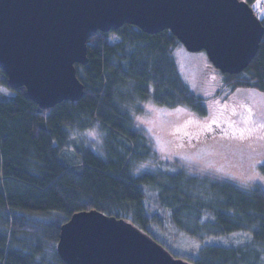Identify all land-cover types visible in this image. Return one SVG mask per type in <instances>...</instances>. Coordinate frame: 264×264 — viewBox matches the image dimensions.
Here are the masks:
<instances>
[{"label":"trees","instance_id":"trees-1","mask_svg":"<svg viewBox=\"0 0 264 264\" xmlns=\"http://www.w3.org/2000/svg\"><path fill=\"white\" fill-rule=\"evenodd\" d=\"M243 1L253 8L257 2ZM259 19L264 26V16ZM179 46L167 30L148 34L125 24L99 31L88 42L87 63L76 64L85 95L48 110L24 87L13 89L0 69V264H66L57 251L61 228L90 210L130 221L193 264H264V188L192 175L176 161L157 160L135 127L133 115L148 98L208 114L205 97L180 77L172 57ZM209 68L200 87H210L215 70L216 96L223 89L264 93V36L242 72ZM95 128L100 142L87 144L84 134ZM152 159L157 167L136 173ZM236 236L246 241L228 240Z\"/></svg>","mask_w":264,"mask_h":264},{"label":"water","instance_id":"water-1","mask_svg":"<svg viewBox=\"0 0 264 264\" xmlns=\"http://www.w3.org/2000/svg\"><path fill=\"white\" fill-rule=\"evenodd\" d=\"M125 24L148 34L170 31L232 75L249 66L264 36L243 0H0V69L44 110L79 101L85 88L76 64L87 63L89 40ZM57 251L66 264H193L130 221L98 210L75 213L61 228Z\"/></svg>","mask_w":264,"mask_h":264},{"label":"rangeland","instance_id":"rangeland-1","mask_svg":"<svg viewBox=\"0 0 264 264\" xmlns=\"http://www.w3.org/2000/svg\"><path fill=\"white\" fill-rule=\"evenodd\" d=\"M261 4L264 0H257L256 10ZM263 16L264 10L258 14ZM116 40L112 36L111 41ZM172 57L182 81L205 97L208 114L201 117L187 106L164 107L152 98L141 102L142 110L133 115L134 124L149 138L156 159L176 161L192 175L264 188V93L256 89L229 93L223 89L216 96L220 79L204 50L190 52L182 45L172 52ZM209 66L213 71L210 87L205 89L200 87V81ZM84 138L87 144L100 142L97 128L86 131ZM92 146L97 152L98 145ZM152 160L138 164L136 173L157 167ZM228 240L241 243L246 238Z\"/></svg>","mask_w":264,"mask_h":264},{"label":"built area","instance_id":"built-area-1","mask_svg":"<svg viewBox=\"0 0 264 264\" xmlns=\"http://www.w3.org/2000/svg\"><path fill=\"white\" fill-rule=\"evenodd\" d=\"M263 10H264V4H261V5L258 7L257 11H258V12H261V11H263Z\"/></svg>","mask_w":264,"mask_h":264}]
</instances>
